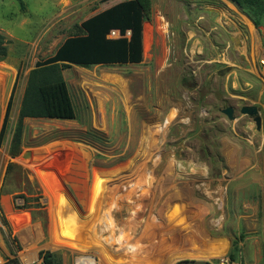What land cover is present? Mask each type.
I'll return each mask as SVG.
<instances>
[{
	"label": "rangeland",
	"instance_id": "obj_1",
	"mask_svg": "<svg viewBox=\"0 0 264 264\" xmlns=\"http://www.w3.org/2000/svg\"><path fill=\"white\" fill-rule=\"evenodd\" d=\"M118 1L0 0L9 51L0 60L7 82L0 257L4 264L22 257L38 264L41 253L56 264H264V109L246 105L260 111L258 130L239 105L233 121L222 113L233 101L211 100L207 87L221 93L229 72L186 63L183 0H151L149 24L163 30L167 17L174 25L160 51L150 35L146 62L64 70L76 119H26L22 152L10 155L30 71ZM184 8L191 26L205 15L198 31L208 47L213 19Z\"/></svg>",
	"mask_w": 264,
	"mask_h": 264
},
{
	"label": "trees",
	"instance_id": "obj_2",
	"mask_svg": "<svg viewBox=\"0 0 264 264\" xmlns=\"http://www.w3.org/2000/svg\"><path fill=\"white\" fill-rule=\"evenodd\" d=\"M230 1L249 16L257 27L264 28V0ZM151 7V0L122 2L84 21L80 25V32L85 31L86 36L78 34L68 37L53 57L36 63L28 77L11 142L9 153L13 158L19 157L22 152L26 119L63 121L76 119V107L64 77V70L71 68L72 65L90 68L98 64H139L142 61L143 24L151 19ZM114 29L120 31L121 38L108 39V35ZM129 31L130 39L124 38ZM8 55V41L0 32V60H5ZM67 159L69 158H62L59 163L64 164ZM26 160L27 155L20 158L23 164ZM53 161L52 157L45 163ZM69 170L70 168H65V176H68ZM40 258L44 264H56L50 253H41ZM6 264L19 263L10 261Z\"/></svg>",
	"mask_w": 264,
	"mask_h": 264
},
{
	"label": "crops",
	"instance_id": "obj_3",
	"mask_svg": "<svg viewBox=\"0 0 264 264\" xmlns=\"http://www.w3.org/2000/svg\"><path fill=\"white\" fill-rule=\"evenodd\" d=\"M126 1L128 0H120L117 3L93 15L92 17ZM189 1H192V3L189 4ZM185 4L190 5V10L195 16L197 10H205L208 12V14H206L207 17L213 19L212 23L214 24V28H211L213 37L210 38L208 47L205 46L207 44L203 43L200 39V31H198V23L202 20V18H204L205 15L199 14L197 19L193 16L194 19L191 26L189 15L184 8ZM179 7H181L182 11L178 10V32H182L187 35V44L184 51V54L187 57L186 63L192 62L195 64V68L197 70L200 68L205 69L206 67L210 66L215 70L214 73L217 75L224 69L229 72L227 74L226 71H224L225 75L227 74V76L225 77L226 81L220 91L221 93L218 91L212 92L213 90H210L207 87V91L211 100L214 102L218 101L219 106L222 102L233 101L235 104L231 103L229 106L238 107L237 105H239L241 110L246 105H261L264 109V77L262 76V78L260 75L261 71L259 66V61L264 56V29L257 27L255 23L230 0H183L180 2ZM149 25H151V27H149ZM173 25V20L171 21L167 17H165V22L163 23V30L159 28L157 21H152L151 24H149L148 21L144 22L142 33V61L139 64L148 60V50H146V46H148L150 35L153 39V52H155V49L160 51L161 49H159V47H163V43L161 45L160 40L164 41L165 37L169 38L170 33L173 32ZM112 31L119 30L114 29ZM80 35L86 36L87 33L85 31H81ZM130 37L131 33L129 31L124 36V38L130 39ZM119 38H121V36L113 37L111 34L108 35V39ZM168 49L166 51H164V49L161 51L163 52L162 58L160 56L162 61L166 60L168 53L171 54V52H173L171 51V47ZM133 65L137 64H98L92 67L106 66L114 68ZM4 67L5 66L3 64H0L1 73H3L2 69ZM219 75L222 74L219 73ZM211 77L212 75L209 76V78ZM210 87L212 88V85H210ZM6 88V78L1 76L0 91H3ZM218 97H220V100H218ZM4 101L5 98L2 96L0 98V109L4 104ZM242 102L244 103L240 104ZM229 106H224L222 113L223 110ZM22 258L25 259L26 257Z\"/></svg>",
	"mask_w": 264,
	"mask_h": 264
},
{
	"label": "water",
	"instance_id": "obj_4",
	"mask_svg": "<svg viewBox=\"0 0 264 264\" xmlns=\"http://www.w3.org/2000/svg\"><path fill=\"white\" fill-rule=\"evenodd\" d=\"M242 114L250 115L254 117V121L256 123L257 129L260 130L262 127V117L260 115V111L256 106H245L241 110ZM223 113L229 118V120H235V109L233 107H226L223 110Z\"/></svg>",
	"mask_w": 264,
	"mask_h": 264
},
{
	"label": "built area",
	"instance_id": "obj_5",
	"mask_svg": "<svg viewBox=\"0 0 264 264\" xmlns=\"http://www.w3.org/2000/svg\"><path fill=\"white\" fill-rule=\"evenodd\" d=\"M110 34L113 37L121 36L120 31H111ZM259 66H260V71H261L262 75L264 76V56L260 59ZM21 263L22 264H35V263L29 262V259L28 258H25V259L22 258L21 259ZM0 264H4V262H3V260H2L1 257H0ZM38 264H44L43 260L42 259L41 260L39 259L38 260ZM221 264H239V263H236L234 260L231 261L230 259H226L225 258V259H222Z\"/></svg>",
	"mask_w": 264,
	"mask_h": 264
},
{
	"label": "bare ground",
	"instance_id": "obj_6",
	"mask_svg": "<svg viewBox=\"0 0 264 264\" xmlns=\"http://www.w3.org/2000/svg\"><path fill=\"white\" fill-rule=\"evenodd\" d=\"M79 262L80 264H94L93 260L86 259V258L80 259Z\"/></svg>",
	"mask_w": 264,
	"mask_h": 264
}]
</instances>
